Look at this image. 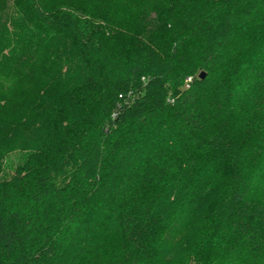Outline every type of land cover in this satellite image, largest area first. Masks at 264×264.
I'll list each match as a JSON object with an SVG mask.
<instances>
[{"label":"trees","instance_id":"trees-1","mask_svg":"<svg viewBox=\"0 0 264 264\" xmlns=\"http://www.w3.org/2000/svg\"><path fill=\"white\" fill-rule=\"evenodd\" d=\"M139 1L0 0V264H264V0Z\"/></svg>","mask_w":264,"mask_h":264},{"label":"rangeland","instance_id":"rangeland-1","mask_svg":"<svg viewBox=\"0 0 264 264\" xmlns=\"http://www.w3.org/2000/svg\"><path fill=\"white\" fill-rule=\"evenodd\" d=\"M139 5V0H89V9L94 11V15L103 21L121 26L123 31L115 35L113 46H123L131 42L127 29L136 27L137 20L140 19L142 12Z\"/></svg>","mask_w":264,"mask_h":264},{"label":"built area","instance_id":"built-area-1","mask_svg":"<svg viewBox=\"0 0 264 264\" xmlns=\"http://www.w3.org/2000/svg\"><path fill=\"white\" fill-rule=\"evenodd\" d=\"M189 80H191V78H189Z\"/></svg>","mask_w":264,"mask_h":264}]
</instances>
